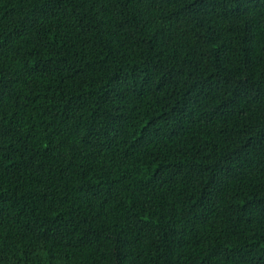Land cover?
Masks as SVG:
<instances>
[{"label":"trees","instance_id":"1","mask_svg":"<svg viewBox=\"0 0 264 264\" xmlns=\"http://www.w3.org/2000/svg\"><path fill=\"white\" fill-rule=\"evenodd\" d=\"M0 264H264V0H0Z\"/></svg>","mask_w":264,"mask_h":264}]
</instances>
